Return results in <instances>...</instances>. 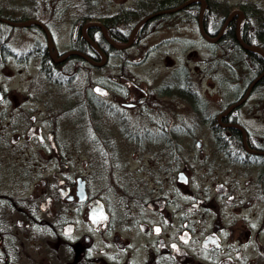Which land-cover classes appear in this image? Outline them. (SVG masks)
I'll return each instance as SVG.
<instances>
[{
    "label": "flooded vegetation",
    "instance_id": "flooded-vegetation-1",
    "mask_svg": "<svg viewBox=\"0 0 264 264\" xmlns=\"http://www.w3.org/2000/svg\"><path fill=\"white\" fill-rule=\"evenodd\" d=\"M87 1V12L79 18L62 16L72 14L77 6L74 0H26L23 9L28 12L35 9L36 13L46 16L41 24L33 25L47 36L55 26L68 25L66 20L72 19L73 45L80 32L84 35V31H101L104 35L105 29L109 32L129 28L131 32L136 29L132 45H181L178 36L147 45L145 40L150 30H195L191 23L194 20L201 39L184 46H192L197 54L200 52L202 61L207 63L201 77L210 81L203 90L195 87L187 71L174 72L168 82L153 92L122 70L117 76L123 88L120 94L114 91L112 81H106L107 86L85 88L81 98L78 89L73 92L71 107L87 106L90 124L92 115L100 114L98 108L106 117L123 120V129L126 123L131 124L136 129L135 135L125 138V134L116 136L107 131L102 137L104 143L108 142L107 149L99 154L103 159L97 164V171L80 172L79 165L75 164L61 175L55 214L53 199H47L48 205L45 201L40 205L48 213L47 217L54 220L39 217L36 210L25 214L27 219L18 225L10 219L4 228L0 227V264H13L10 255L17 251L18 231L23 221L49 223L50 227L54 224L55 258L51 262L44 256L47 262L41 264H264V137L253 135L240 113L246 102L255 97L257 101L251 113L262 106L260 118L264 122V104L261 96L255 95L264 77V4L257 0H121L119 3L114 0L105 8L103 0ZM8 2L2 0L0 12L12 13L21 8ZM218 14L223 16L218 18ZM50 36L52 40L48 36L47 49L51 58L56 42ZM101 42L113 46L108 38ZM96 44V47L93 45L98 51L95 56L101 59L105 52L106 65L115 54ZM56 52L59 57L65 53L58 49ZM239 61L248 62L254 74L242 91L235 92L237 97L225 105L221 64ZM231 74L234 81L238 71ZM259 76L246 100L228 110L245 96ZM129 90L135 94L130 98ZM8 98L3 90L0 101ZM174 100L183 101V107L193 111V116L177 117ZM251 113L247 117L254 120ZM144 121L162 128L145 137L137 130L138 124ZM179 122L201 126L204 134L185 129L188 135H183L182 142L181 135H175L174 125ZM51 135L54 139V132L49 133V139ZM118 138L121 142L139 143L146 138L167 144L154 156L149 180L130 172L124 160L127 156L122 158L124 152L117 145ZM170 143H176L180 149L176 151ZM55 148L59 151L57 144ZM60 168L62 171L58 170L57 174L69 169ZM92 174L104 182L96 180V176L92 178ZM94 183L111 192L114 198L102 197L95 191ZM81 188L85 190L83 196L79 193Z\"/></svg>",
    "mask_w": 264,
    "mask_h": 264
},
{
    "label": "rangeland",
    "instance_id": "rangeland-1",
    "mask_svg": "<svg viewBox=\"0 0 264 264\" xmlns=\"http://www.w3.org/2000/svg\"><path fill=\"white\" fill-rule=\"evenodd\" d=\"M113 1L103 0L102 6L109 8L110 3L112 5ZM120 1L115 0V3ZM131 1L129 0V2ZM229 1L232 2V0ZM257 1L264 4V0ZM74 2L77 6H74L75 9L70 16L62 15L64 19L79 18L82 13L87 12V0H85V4L83 0H74ZM0 3L3 4L2 0H0ZM8 3H13L16 7H25L26 0H11ZM22 9H17L15 12L20 15ZM32 12L39 20L46 18L42 13H36L35 9ZM221 16L223 14H218V18ZM66 22L68 25L55 26L54 30L51 31L57 49L62 52L75 48L72 44V40H74L73 32L70 29L72 19H67ZM191 23L195 30H186L185 28L180 30L171 28L150 30L149 36L145 40L147 45L158 40L178 36L181 45L175 43L170 46L154 47L131 44L122 51L121 56L116 53L106 65H96L74 56L69 57L67 60L62 61L59 67L68 76V78H63L60 83L54 82L53 79H50V75L46 74L45 61L40 55L41 49L48 48L47 34L38 27L12 25L0 21V44H4L0 48V88L9 97L2 102L0 101V195L11 194L12 196L18 197L19 195L26 198L24 200L26 206L35 208L38 216L45 218L48 213L41 210L40 205L42 201L51 198L53 199V214H55L61 175L64 176L65 172L68 173L71 168L75 167V164L79 165L80 172L88 171L91 173L97 171L98 165L103 159L99 154L107 149L106 144L108 142L104 143L102 140L103 134L107 131L110 135L121 136L125 134V138L135 135V127L125 122L126 129H123V120L117 121L112 116H104L103 111H99L97 108V104L94 105L100 114L92 115L90 124V119L88 121L89 108L87 106L80 104L78 110L75 109V106L71 107L73 92L77 89L80 91L79 96L81 98V93L84 92L85 88L107 86L106 81H112V86L116 87L114 91L120 94L123 92V88L117 76L124 70L129 75L137 78L141 85L154 92L172 78L171 75L177 68H181V70H186L191 75L195 87L205 90L204 88L208 86L210 79L201 76L206 70L207 63L202 61L200 52L197 54L196 51L192 50L194 49L192 46H184L191 41L201 39L197 22L192 20ZM127 30L130 32L131 29ZM225 48L223 46V49ZM48 62L49 59L46 64ZM210 65L215 67L213 63H210ZM231 65L233 66L231 62L221 64V71L225 80L223 97L225 105L237 97L235 92L242 91L254 74L252 66L251 73H248V75L246 70L238 67V75L234 77L233 81L230 78L233 76ZM227 76L228 79H226ZM86 83L87 87H82ZM129 91L128 98L135 95L131 90ZM257 93V97L260 95V101L264 104V85L258 88L255 95ZM83 94L84 96L87 95L86 93ZM174 101L177 117L178 115L183 117L185 114L186 118L190 115L193 116V111H188L187 107H183V101ZM254 101H257V99L252 97L240 109L241 117L249 125L248 129L253 135L264 137V122L260 118V114L263 113L262 106L256 107L255 112L251 113ZM250 113L254 120H258L259 123L247 117ZM174 127L175 135H181L182 142L184 140L183 135H188L189 128L194 129V133H197V135L204 134L202 132L203 127H194L193 123L190 122L186 125L177 123ZM158 128L160 129L162 126L159 127L144 121L142 124H138L137 130L146 137L154 135L158 132ZM52 131L55 134L54 140L56 139L55 142L59 147V151L53 147L52 141L49 139V133H53ZM118 139L117 145H119L120 151L124 152L121 155L122 158L124 155L127 156L124 160L129 164L128 169L130 172L138 178L149 180V171L155 165L154 156L157 152L162 151L167 144L162 141L154 142L146 138L141 143L134 140L121 142V139ZM182 142H179V144ZM170 145L171 147L175 146L173 149H176V151L180 149L177 148L176 143H170ZM181 151H184L183 147ZM61 166L69 169L63 171L64 173L57 174L58 170L59 172L62 171ZM14 176L15 178H13ZM95 176L96 180L104 182L99 180L97 174H92V178ZM94 189L102 197L114 198L111 192L106 191L98 183H94ZM19 207L11 214L10 209H0V212L2 211V217H0L1 228H4L10 219H13V222L17 225L19 221L27 219L25 214H28V211L23 212ZM26 224L27 222L23 221V227L18 231L17 238L19 240L16 243L18 246L16 253L10 255L13 264L46 263L44 256L50 261L53 260L56 254L54 224L51 227L49 223L33 222L27 224V226ZM2 259L5 261L4 256Z\"/></svg>",
    "mask_w": 264,
    "mask_h": 264
},
{
    "label": "trees",
    "instance_id": "trees-1",
    "mask_svg": "<svg viewBox=\"0 0 264 264\" xmlns=\"http://www.w3.org/2000/svg\"><path fill=\"white\" fill-rule=\"evenodd\" d=\"M23 8V7H21ZM15 13V14H14ZM17 14V15H16ZM18 12H12V13H6V12H0V17H5L8 19H12V20H28L31 18H37L34 12H28L25 9H22V13H20V15H18ZM231 31H234V27L231 28ZM88 35L92 38V40H94L96 43L100 44L101 48L103 50H111V54H116L119 53L121 56V53L124 49H117L114 46H110V44L108 43L107 45L103 44L101 42V39H106L105 36L103 35V33L101 31H87ZM129 30H122V31H115V30H110L109 31V35L114 38L117 41H123L129 38ZM3 40V38H2ZM76 44L74 45V47L78 50H81L85 53L90 54L93 58L96 59L95 54H98L97 49L93 46V43H89L86 38L84 37V35L82 34V32H80L79 38L77 40V42H75ZM4 44L2 43V45L0 44V48H2ZM42 51L40 52L43 60L45 61V71L46 74L50 75V79H53L54 82H62L63 78H68V76H66L65 72L63 70H61L59 67L61 66V63H54L53 61H51L50 59V55L48 52L47 48H43L41 49ZM74 57H77L78 59H81L83 61H86L82 56L79 55H74ZM125 57V56H124ZM49 59L48 64H46V61ZM233 66H235L234 68H232V72L233 71H238V67L243 68L244 70L247 71V75L248 73H251V65L248 64L247 62H243V61H239L238 63H232ZM257 65H259V63L257 62ZM231 65V67H233ZM180 72H184L186 73V70L183 71L181 70V68H177L175 73H180ZM58 81H56V80ZM264 85V77L260 80V82L258 83V86L262 87ZM82 87H87V83L85 86ZM82 102V101H81ZM143 142V141H141ZM139 142V143H141ZM25 173L27 174V172L25 171ZM15 178V176L13 177ZM26 198H22L18 195V197H16L15 195L12 196L11 194H6V195H0V209L3 208L4 209H10V214L11 212H13L17 207H20L23 210H27L28 213L32 214L35 212V208L33 207H28L26 206L25 200ZM0 217H2V211L0 212Z\"/></svg>",
    "mask_w": 264,
    "mask_h": 264
},
{
    "label": "water",
    "instance_id": "water-1",
    "mask_svg": "<svg viewBox=\"0 0 264 264\" xmlns=\"http://www.w3.org/2000/svg\"><path fill=\"white\" fill-rule=\"evenodd\" d=\"M0 20H2V21H7V22H9V23H11V24H13V25H29V24H31L32 22H37V23H39L38 20L17 21V20L8 19V18H5V17H0ZM200 24H201V27H202V16L200 17ZM137 27H138V25H137ZM202 28H203V27H202ZM134 33H135V30L132 32V35H131V37H130V41L132 40ZM105 34H106V36L109 38V36L107 35L106 31H105ZM111 40H112V39H111ZM112 43H113V45H115V46H117V47H123V46H125V44H124V45L117 44L114 40H112ZM130 43H131V42H128L126 45H128V44H130ZM70 54H77V55L84 56V57H86L90 62L95 63V64H98V65H101V64L105 63V62H106V59H107V55H106L105 53H102V60H101V61H97V60L91 58L88 54H86V53H84V52H82V51H80V50H76V49L69 50V51L66 52V53L64 54V56L61 57V58H59L57 55H55L53 58L56 59V60H58V61H62V60H64V59H65L68 55H70ZM259 79H260V77H258L256 80H254V82L250 85V87H249V89H248L246 95H245L242 99H240L239 101H237V102H235L234 104H232V105L229 107L228 110H231V109H233L234 107H236L237 105H240V104L246 99V97L248 96V94L250 93V89L253 87V85H254ZM2 94H3V92H2V90L0 89V97L2 96ZM244 136H245V132H244ZM51 137H52V135H51ZM53 144L55 145V142H54V141H53ZM64 192L66 193L67 191L64 190ZM79 193L83 196V195L85 194V190H84L83 188H81V189L79 190ZM48 204H49V202H48ZM100 206H101V204H100Z\"/></svg>",
    "mask_w": 264,
    "mask_h": 264
}]
</instances>
